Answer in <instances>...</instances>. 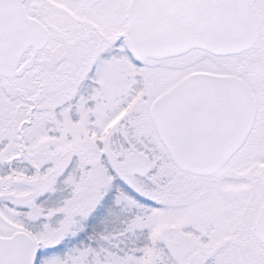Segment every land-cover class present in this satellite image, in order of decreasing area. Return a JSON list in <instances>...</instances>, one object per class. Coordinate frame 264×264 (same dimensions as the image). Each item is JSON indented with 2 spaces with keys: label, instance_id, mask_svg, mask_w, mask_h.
I'll use <instances>...</instances> for the list:
<instances>
[{
  "label": "snow or ice",
  "instance_id": "1",
  "mask_svg": "<svg viewBox=\"0 0 264 264\" xmlns=\"http://www.w3.org/2000/svg\"><path fill=\"white\" fill-rule=\"evenodd\" d=\"M0 264H264V0H0Z\"/></svg>",
  "mask_w": 264,
  "mask_h": 264
},
{
  "label": "rangeland",
  "instance_id": "2",
  "mask_svg": "<svg viewBox=\"0 0 264 264\" xmlns=\"http://www.w3.org/2000/svg\"><path fill=\"white\" fill-rule=\"evenodd\" d=\"M105 214H106V209L101 208L97 213V218L91 222V230L100 231L102 229L103 225L100 223V221L103 219V216Z\"/></svg>",
  "mask_w": 264,
  "mask_h": 264
}]
</instances>
